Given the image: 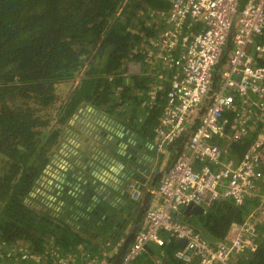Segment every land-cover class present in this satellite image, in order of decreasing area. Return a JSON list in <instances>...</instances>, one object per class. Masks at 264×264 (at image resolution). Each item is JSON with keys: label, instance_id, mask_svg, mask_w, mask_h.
Instances as JSON below:
<instances>
[{"label": "trees", "instance_id": "16d2710c", "mask_svg": "<svg viewBox=\"0 0 264 264\" xmlns=\"http://www.w3.org/2000/svg\"><path fill=\"white\" fill-rule=\"evenodd\" d=\"M168 10L169 0H0V264H43L59 250L74 252L81 264L95 257L108 264L112 261L116 253L107 257L104 253L119 241L121 220L113 218L119 224L110 230V212L74 195L77 205L92 210L73 212L76 206L72 205L69 215L75 213L81 220L76 221L64 214L69 206L68 184L55 180L57 185L45 188L46 194L55 196L53 203L58 209L48 206L45 195L34 188L42 187L37 181L67 131L77 130L76 119L70 121L82 115L80 109L85 105L138 138L154 136L166 86L158 79L165 74L157 62L149 61L148 50L164 28ZM129 62H138L140 70L128 72ZM155 84L162 90L151 105L141 107L150 99L147 94ZM250 98L256 100L257 96L250 94ZM253 105L257 107L248 124L249 134L233 139L228 124L225 136L217 139L225 155L235 162L241 160L257 134H262L264 148V106ZM143 115H147L143 123H138ZM102 130L107 132L104 127ZM62 157L67 158L65 154ZM257 186L264 194V177L258 179ZM260 198L259 194L245 195L239 204L220 195L202 212L187 214L185 224L194 225L211 244L225 241L232 225L245 222ZM74 227L87 228L89 233L79 234ZM102 232H108L107 237H102ZM98 243L105 246L103 250ZM253 243L252 250L235 253L232 264H264V220ZM149 246L131 264L149 260ZM79 248L83 254L76 250ZM160 248L169 264H185L173 256L174 236H168Z\"/></svg>", "mask_w": 264, "mask_h": 264}, {"label": "built area", "instance_id": "2783aa9c", "mask_svg": "<svg viewBox=\"0 0 264 264\" xmlns=\"http://www.w3.org/2000/svg\"><path fill=\"white\" fill-rule=\"evenodd\" d=\"M240 1L169 0L165 26L153 38L148 59L177 69L166 91L153 143L156 155L170 145L177 148L173 159L177 155L151 189L157 202L144 211V227L134 234L117 264H131L146 253L150 243L162 246L165 239L160 233L164 231L176 241L185 240L183 247L176 245L173 251L185 264L193 258L197 264H232L235 253L255 246L253 236L264 220L263 193L245 222L233 224L227 240L215 244L171 212L178 203L206 206L220 195L240 204L245 195L258 194V179L264 177L262 134L253 138L238 162L228 158L217 142L225 136L228 124L233 139L249 134L248 124L257 107L253 104L264 106V62L258 60L264 61V0H243L242 5ZM224 45L230 46V53L217 69ZM139 70V63H128V72ZM210 84L213 90L206 101ZM250 94L256 95V100ZM187 130L186 141L177 153ZM137 171L142 177L139 182L124 183L134 202L142 198L143 188L149 187L158 167L153 162L138 166ZM75 261L70 252H54L50 263L77 264Z\"/></svg>", "mask_w": 264, "mask_h": 264}, {"label": "water", "instance_id": "95a60500", "mask_svg": "<svg viewBox=\"0 0 264 264\" xmlns=\"http://www.w3.org/2000/svg\"><path fill=\"white\" fill-rule=\"evenodd\" d=\"M230 41H231V30L227 37V44H229ZM86 108L89 111H91V114H88V115H92L91 117L88 116L89 119L92 120L91 124L86 123L85 121L79 122V118L77 115H75L70 122L73 123L74 120L76 119V123L74 124V126L77 124V122H79L83 126H89V129L95 126V128H93L94 130L93 134L87 131L88 135L86 137H83L81 133L78 131H74L73 129L68 130L67 131L68 134L65 136L64 141L62 142V145L65 142L67 143L66 147H67V150L69 151L67 152L64 151V154L67 156V158L65 157L60 158L59 157L60 155H54V159H51V162L46 166V169L44 170V172H47L48 168L51 167V164H57V166L60 165L61 166L60 170L65 171V173L63 175H60V174H57V171H55L54 177L60 183L64 182L68 184L70 186L69 192L77 196L79 200L82 199L80 197H85L91 202L90 205L104 208L106 211L110 212L108 216L112 217L109 220L110 223H112L114 221L113 218L119 220L123 214H125L127 217L132 216L133 212L135 211V206L132 205V203H130L131 200L128 197V192L124 187L125 181L128 180L129 178L118 176V177H114L116 178V180L113 181L107 178L105 179L104 175H101L100 170L105 175H108L107 172L109 173L111 172L113 174L112 169H110L108 165L111 163V161L115 162L116 158H114L113 155L109 151H103V150L102 151L99 150V152L98 150L95 151L93 140L94 138H97V136L98 138L101 139L100 135H103L104 133L105 134L103 136L106 135V132L102 130V128L104 127L106 128V130H108L111 133V135L113 133L117 134L114 137L119 136L117 137V139L114 140V142L112 141L113 145L111 146L108 145L109 149H112L116 151L117 153H119L120 150L121 151L124 150L123 154H126L127 156H129L131 159L135 161V156L136 155L139 156L140 154L138 147H139V142L141 141V139L136 136L132 139L133 133L131 132L126 135H122V134L120 135L116 133L115 131H113L111 128H109V126L106 127L102 125L101 123L99 124L96 121V117H98L101 121L107 120L112 125L115 124V122L114 120L105 116L101 112L94 110V108L90 109L87 106L85 107V109ZM117 125L118 124L116 123V126ZM77 128L79 129L80 127H77ZM188 132L189 130L185 132L177 153L180 151L181 147L186 141ZM94 134L96 135L95 137H94ZM127 138H130V139H127ZM55 159H58V161H56ZM106 162H108L109 164L105 165ZM63 163L65 164L64 166H63ZM37 182L40 184L39 180ZM51 183H52V180L50 181V184ZM154 183H155V178L152 179V181L149 184V187L146 189L144 194H142L141 196L142 199L139 203V206H137L136 208L137 210L135 211L136 212L135 215L137 216H135L136 219H135L134 226L131 228L128 235L124 236L123 241L118 251L114 255L112 261L110 262V264H117L120 261L122 254L125 252L128 246V243L131 240L132 235H133L132 230H135V227L139 223V220H138L139 216H141L143 211H145L147 208L148 200L152 193L151 189L154 188ZM52 184L57 185V183H54V182ZM63 196L66 197V195H63ZM102 201L105 202L109 207L104 206L101 203ZM63 204L66 205V203H63ZM203 210H204V207L201 205H195V204L185 205L183 203H178L175 206V208L171 209V212L175 213L179 211V212L189 214L190 212L197 213V212H202ZM117 213H121V214H117ZM121 225L122 224H120V228H121ZM178 244L179 246L183 247L185 244V240L179 239Z\"/></svg>", "mask_w": 264, "mask_h": 264}, {"label": "crops", "instance_id": "0c3cea01", "mask_svg": "<svg viewBox=\"0 0 264 264\" xmlns=\"http://www.w3.org/2000/svg\"><path fill=\"white\" fill-rule=\"evenodd\" d=\"M259 59V58H258ZM158 64H159V71L161 72V73H163L164 72V74L165 75H161L162 77H159L158 79L162 82V84H164L166 87L165 88H163V91H164V95H165V98H166V91H167V88L169 87V83H170V80H171V77L173 76V73L177 70V69H174V67L172 68L171 66H167L166 64H165V66L161 63V61H159V60H157L156 61ZM157 68V69H158ZM163 71V72H162ZM163 79V80H162ZM161 84V85H162ZM158 84H155V85H152L151 86V91H149L148 92V97L150 98V99H147V100H145V101H143V104H142V106L141 107H145V106H147V105H151L152 104V98H153V100H154V97H155V95H156V93H158V92H160L162 89L160 88V86H157ZM161 89V90H160ZM165 101H166V99H165ZM88 108H90V106L89 105H86ZM86 106H83L80 110H81V113H82V115H80L79 116V122L80 121H85L86 123H90L91 124V122H92V120H90L89 119V117L88 116H92V115H88L89 113H91V111H89L87 108L85 109V107ZM164 106H165V104H164ZM92 109V108H91ZM163 110H164V108H163ZM163 110H162V112L161 113H163ZM85 115H87V116H85ZM161 115V114H160ZM159 115V116H160ZM78 116V115H77ZM146 116L147 115H143V116H140L139 118H138V123H143V121H144V119L146 118ZM158 119H159V117L158 118H156V121H155V125H154V127H153V130H154V134H155V129H156V127H157V124H158ZM75 121V120H74ZM96 121L100 124H102V125H104V126H106V124H104V122L103 121H101L98 117H96ZM79 122H77V124H76V127H80L79 129L77 128V130L76 131H78V132H80L81 133V135L83 136V137H86L88 134H87V131H89V132H91L92 134H93V128H95V126L93 127V128H90L89 129V126H83V125H81ZM76 123V122H75ZM85 127H86V129H85ZM123 128H125V127H123ZM125 129H123V131H124ZM114 131V130H113ZM132 133L133 131H128V130H125V133L124 134H129V133ZM105 134V133H104ZM103 134V135H104ZM153 134V135H154ZM103 135H100V137H101V139L100 138H98V136H97V138H94V140H93V145L95 146V151L96 150H98L100 147H104L107 151L109 150V149H107L106 147L108 146V143H107V141H113L114 142V140L115 139H117V137H119V136H116V137H114L115 135H117V134H115V133H113L112 135H111V133L107 130V132H106V135L105 136H103ZM109 135V136H108ZM96 135L94 134V137H95ZM108 136V137H107ZM110 136H111V138H110ZM135 137V134H133V136H132V139ZM137 137V136H136ZM141 137V136H140ZM127 139H130V138H127ZM141 139V141L139 142V147H138V150L140 151V154H139V156H135V161L133 160V159H131L129 156H127L126 154H123L124 152V150L123 151H121L120 150V155L121 156H118L117 154H113L110 150H109V152L113 155V157L114 158H116V161L115 162H113V161H111V163L109 164L108 162H106L105 163V165H108L109 166V168L110 169H112V171H113V174L110 172H107L108 173V175H105V174H103L102 173V171L100 170V172H101V175H104V178L106 179H110V180H113V181H115L116 180V178H114V177H118V176H120V177H128L129 179L128 180H126V181H133V182H139L140 180H141V175L138 173V171H137V167L138 166H140V165H143V164H151V163H153V162H155V165L158 167V171H157V173H155L154 174V176L152 177V178H155V183H154V186L157 184V182H158V179H159V177H160V175L163 173V171L165 170V168L167 167V165L169 164V163H171V161L173 160V156H174V153L176 152V145H170L169 147L170 148H166L165 150H164V152H162V153H160L159 155H156V151H155V149H154V145H153V143H154V136L153 137H148V136H145V137H142V138H140ZM144 141L145 142H148V145H146L147 143H144ZM67 143L65 142L63 145H62V143H61V146L59 147V149H58V151H60V152H55V153H57V154H59L60 156L59 157H62V156H64V151L65 152H67V151H69V150H67ZM99 147V148H98ZM166 152H168V155L167 156H165V157H162V154H164V153H166ZM59 164V163H58ZM45 169H46V167H45ZM44 169V170H45ZM61 166L59 165V166H57V164H53V165H51V167H49L48 168V170H47V172H44V174L42 175V179L40 180V185L45 189H49L50 188V181H51V178H53V179H56L54 176H55V171H57V173H59L60 175H61ZM64 174V173H63ZM62 174V175H63ZM125 181V182H126ZM53 183V182H52ZM38 189V186H36L35 187V190H37ZM146 187L145 188H143V194H144V192L146 191ZM69 191V190H68ZM39 192H41L42 193V191H40L39 190ZM52 197L50 196V195H48V194H45V196H44V198H43V200L47 203V202H49V204H48V206H51V207H54L55 209H58V207H56V205H55V203H53V199H51ZM141 199L142 198H140V200L139 201H131L130 203H132V205H134L135 206V211L137 210L136 208V206H139V203H140V201H141ZM64 202V201H63ZM156 197H154L153 196V193H151V195H150V198H149V200H148V204H147V206H149V205H155L156 204ZM58 203H60V202H58ZM65 203V202H64ZM104 206H106V207H109L105 202H101ZM113 205V204H112ZM204 208H205V205L203 206ZM175 208V207H174ZM133 212V215L132 216H126L125 214H123L121 217H120V219H119V221L121 220V222H122V225H121V230H120V232L117 234V235H119L120 237H119V241H117L116 243H112V245H111V247H109V251H106L105 253H104V256H110V251L111 252H113L112 253V255H114V253H116L117 251H118V249H119V247H120V245H121V243H122V241H123V238H124V236H126V235H128V233L130 232V230H131V228L134 226V223H135V219H136V217L135 216H137V215H135V213L136 212ZM85 212V211H84ZM117 214H121V213H117ZM172 214H173V217H175V219H177V220H179V221H182V222H184V223H187V219H186V216H188L187 214H182V212H179V211H177V212H175V213H173L172 212ZM180 218H183V220H181ZM139 223L137 224V226L135 227V230H132V233H133V235L132 236H134V234L137 232V230H139V229H141L142 227H144V223H145V220H144V216H143V214L141 215V216H139ZM119 221H113L110 225H109V229L111 230V229H115V224H119ZM190 226H192V227H194V225H190ZM107 234H108V232H105V234H104V237H107ZM164 237H165V239H167V237L168 236H170V235H168V233H166V231H164L163 232V234H162ZM202 235V234H201ZM167 236V237H166ZM203 236V235H202ZM113 237V236H112ZM206 239V238H205ZM207 240V239H206ZM209 243H211L210 242V240H207ZM148 245H150L149 247H150V250H149V252H147V253H149L150 254V259L149 260H143V262H142V260H141V263H138L137 261H136V264H150L152 261H156V262H160V264H169V262L166 260V259H169L168 258V256L164 253V249L163 248H160V246H158V245H156V244H152V243H150V244H148ZM176 245H179L178 244V241H176ZM108 246H110V244L108 245ZM78 252H80L81 254H83L82 253V251H81V249L79 248V250L78 249H76ZM56 252H62L61 250H59V251H56ZM72 253H74V252H72ZM75 254V253H74ZM45 261H47V260H43V264H44V262ZM79 260H76L75 262L77 263V264H81V263H79L78 262ZM87 261H92L94 264H108V262H106V259H104V258H101V259H98V258H92V260H87ZM87 261H84L83 263H85V262H87ZM138 261H140V260H138ZM232 261H233V258H232ZM49 262V261H48ZM48 262H45V264H48ZM82 263V264H83ZM49 264H53L52 262L50 263L49 262ZM188 264H197V261H196V259H192L190 262H188Z\"/></svg>", "mask_w": 264, "mask_h": 264}, {"label": "rangeland", "instance_id": "374dc122", "mask_svg": "<svg viewBox=\"0 0 264 264\" xmlns=\"http://www.w3.org/2000/svg\"><path fill=\"white\" fill-rule=\"evenodd\" d=\"M242 3H243V0H241L240 1V5H242ZM237 25H238V23H237ZM236 30V27L234 28V31ZM232 45V42H231V44H230V46ZM230 46H226V45H224V48H223V51H222V53H221V55H220V60H221V63H220V66L219 67H217V69L219 68H221L223 65H224V59H225V57L228 55V53H230L229 51H230ZM133 65V64H132ZM137 65V64H136ZM216 69V70H217ZM212 90H213V85H211L210 84V86H209V89H208V91H207V94H206V96H205V100L206 101H209L210 100V94H211V92H212ZM99 150H103V151H107L103 146L102 147H100L99 149H98V152H99ZM113 154H117L118 156H121L120 155V153H117L116 151H114V150H112V149H109ZM55 155H59V154H55ZM168 155V152H166V153H164V154H162V157H165V156H167ZM60 158H62V157H60ZM52 159H54V156L52 157ZM56 161H58V159H55ZM60 160V159H59ZM50 162H51V160H50ZM49 162V163H50ZM61 162V161H60ZM49 163H47V165L49 164ZM62 164V163H61ZM46 165V166H47ZM51 165H53V164H51ZM65 164L63 163V166H64ZM57 174H59V173H57ZM59 176V175H58ZM51 180H52V182H54L55 183V180H57V179H53V178H51ZM157 184H158V182H157ZM157 184L155 185V186H157ZM51 189V188H50ZM39 190L40 191H42V193H40L39 192ZM34 191H36V192H38L40 195H45L46 194V189H44L43 187H40V186H38V189L37 190H35V188H34ZM33 193V192H32ZM261 192L259 191V193L258 194H260ZM48 195H50L52 198L51 199H53L52 201H54L55 200V196L54 195H52V194H48ZM72 196H74L73 194H71L70 193V195H68L67 197H66V201H67V203H68V205L69 206H65V213L64 214H68L69 215V213L71 212V208H72V205L73 206H76L75 208H74V211L73 212H76V210H78L79 208H82V209H84V211H85V209L86 210H88V211H92L90 208H88L86 205H77L76 203H75V199H74V197H72ZM58 202H61V200L60 199H58L57 200ZM48 204H49V202H47ZM56 207H57V205H56ZM70 209V210H69ZM72 215V214H71ZM71 215H69L70 217H72L74 220H76V221H81V220H79V218H77V216H76V214L75 213H73V215L71 216ZM181 220H183V218H180ZM83 222V221H82ZM83 226L84 227H87V224H85L84 222H83ZM106 228H108L107 226H106ZM143 228V227H142ZM74 229L76 230V231H78V229L76 228V227H74ZM93 229H96L95 227H93ZM89 232H88V230H87V228L86 229H84V230H82L81 231V229H79V234H82V235H87ZM102 234V237H104V234H105V232H102L101 233ZM204 236V235H203ZM204 238H206L207 240H209V238H207L206 236H204ZM93 240V239H92ZM94 241V240H93ZM95 242V241H94ZM99 244V243H98ZM104 245H101V244H99V248H101L102 250L104 249ZM110 255H112V252L110 251Z\"/></svg>", "mask_w": 264, "mask_h": 264}, {"label": "flooded vegetation", "instance_id": "af4514ba", "mask_svg": "<svg viewBox=\"0 0 264 264\" xmlns=\"http://www.w3.org/2000/svg\"><path fill=\"white\" fill-rule=\"evenodd\" d=\"M114 122H115V121H114ZM116 123H117V122H115V124L112 125V124H111L110 122H108V121H105V122H104V124H106V127L109 126V128H111L112 130H114L116 133H118V134H120V135H121V134H122V135H126V134H124V132H123V129H124L123 127H124V126L121 125V124H119V123H117L118 125L116 126ZM110 124H111V125H110ZM108 145H110V146L113 145V142L110 141V144H108ZM106 148L109 149L108 146H107ZM108 151H109V150H108Z\"/></svg>", "mask_w": 264, "mask_h": 264}, {"label": "clouds", "instance_id": "9594fccd", "mask_svg": "<svg viewBox=\"0 0 264 264\" xmlns=\"http://www.w3.org/2000/svg\"><path fill=\"white\" fill-rule=\"evenodd\" d=\"M129 63H130V62H129ZM137 63H138V62H137ZM127 70H128V67H127ZM75 82H76V81H75ZM85 106H86V105H85ZM91 108L93 109V107L90 106V109H91ZM94 110H96V109L94 108ZM89 114H91V113H89ZM102 114H104V113H102ZM104 115L107 116L106 114H104ZM107 117H109V116H107ZM78 118H79V117H78ZM105 121H107V120H103V122H105ZM55 154H56V153H55ZM55 154H54V155H55ZM54 155H53V156H54ZM258 192H259V190H258Z\"/></svg>", "mask_w": 264, "mask_h": 264}]
</instances>
